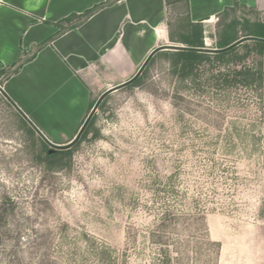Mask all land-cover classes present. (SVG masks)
<instances>
[{
  "label": "rangeland",
  "instance_id": "374dc122",
  "mask_svg": "<svg viewBox=\"0 0 264 264\" xmlns=\"http://www.w3.org/2000/svg\"><path fill=\"white\" fill-rule=\"evenodd\" d=\"M188 1L172 9L184 26L196 19ZM218 19L264 22V14L235 7L217 14L202 27L207 49H215ZM140 65L122 76L116 67L90 72L87 104L66 88L31 103L37 127L58 145L72 141L93 111L70 165L54 172V191L41 182L36 137L0 98V203L14 201L9 228L21 229L18 244L0 242V264L12 257L16 264H160L147 231L167 206L205 214L193 236L181 238L178 264H264V88L178 80L157 57L146 74L155 93L117 89L95 106Z\"/></svg>",
  "mask_w": 264,
  "mask_h": 264
},
{
  "label": "crops",
  "instance_id": "0c3cea01",
  "mask_svg": "<svg viewBox=\"0 0 264 264\" xmlns=\"http://www.w3.org/2000/svg\"><path fill=\"white\" fill-rule=\"evenodd\" d=\"M177 2L184 0H0V69L28 59L0 89L36 126L38 108L31 103L46 101V91L66 88L82 94L87 104L89 81L84 78L89 79L90 72L116 67L122 76L142 64L155 47L171 42L167 14H176L172 9ZM188 2L189 13L202 27L234 7L264 14V0ZM93 8L81 22L56 24Z\"/></svg>",
  "mask_w": 264,
  "mask_h": 264
},
{
  "label": "trees",
  "instance_id": "16d2710c",
  "mask_svg": "<svg viewBox=\"0 0 264 264\" xmlns=\"http://www.w3.org/2000/svg\"><path fill=\"white\" fill-rule=\"evenodd\" d=\"M175 0H166L170 4ZM185 1V0H184ZM95 8L84 11L81 14H72L56 24L71 23L73 20L81 22L94 13ZM177 14L169 12L167 14L168 34L172 44L187 47H205L202 37V25L199 21H189L187 26L182 23H176L174 19ZM187 18V17H186ZM179 22V21H177ZM241 32V34H238ZM244 36H253L264 38V22H251L248 19H234L229 23H224L218 19L216 26L215 49H222ZM46 42L40 44L37 49L42 47ZM157 57H163L168 61L171 75L178 80L190 79L197 85H209L216 89H252L264 88V41L256 39L244 40L226 50L207 52L190 49L167 48L156 51L140 74L130 83L120 89L132 90L133 88L147 89L155 93V89L147 82V71L149 66ZM28 59L12 63L0 69V86L3 81L16 74L22 64ZM132 77V76H131ZM130 77V78H131ZM249 91V90H248ZM106 95L103 99H105ZM0 98L12 108L11 104L0 95ZM182 99L181 95L174 94L173 102L177 103ZM264 104L263 96L259 100ZM103 100L100 102L102 105ZM90 104H92L90 102ZM263 106V105H262ZM16 113V112H15ZM22 122L26 121L16 113ZM93 118L89 120L78 141L68 149H52L47 145L35 131L27 125L28 131L36 137L40 145V150L35 155L45 164V170L41 182H47L49 189H56L55 171L68 167L71 162L74 148L86 137L92 129ZM34 145V143H33ZM37 199L41 204L42 211L52 212V208L46 198ZM14 201L4 198L0 203V242L8 239L19 242L21 229L10 230L12 222ZM205 214L203 210L196 209L177 210L174 207H165L160 213L157 220L147 231L148 242L158 248V258L160 264H178L179 247L182 237H192L193 226L197 222H204ZM211 244L218 245V242L210 241ZM7 264H16L14 258H10Z\"/></svg>",
  "mask_w": 264,
  "mask_h": 264
},
{
  "label": "water",
  "instance_id": "95a60500",
  "mask_svg": "<svg viewBox=\"0 0 264 264\" xmlns=\"http://www.w3.org/2000/svg\"><path fill=\"white\" fill-rule=\"evenodd\" d=\"M248 39H256V40H260V41H264V38H260V37H253V36H244L241 37L240 39H238L237 41L233 42L231 45L222 48V49H207L205 47H187V46H168V45H159L157 47H155L148 55L147 57L144 59V61L142 62V64L139 67L138 72L133 75L131 78H129L128 80H126L125 82L119 83L116 86H114L111 89L106 90L105 92H103L98 99L96 100L95 106L97 107L100 102L102 101V99L109 94V92L113 91V90H117L121 87H123L124 85L132 82L142 71V69L144 68V66L147 64V62L149 61V59L151 58V56L158 50H163V49H167V48H180V49H190V50H196V51H207V52H215V51H223L226 50L238 43H241L244 40H248ZM0 93L1 95L11 104V106L18 112V114L26 121V123L35 131V133L47 144L51 147V150L49 151L50 153L52 152V149H68L71 146H73L78 139L80 138L82 132L84 131L86 125L88 124L89 120L91 119V116L93 114V111H91L85 118L83 124L81 125V127L79 128L76 136L74 137V139L72 141H70L69 143L65 144V145H58L53 143L51 140H49L43 133L42 131L31 121V119H29V117H27V115L16 105V103L9 97V95L2 89H0Z\"/></svg>",
  "mask_w": 264,
  "mask_h": 264
},
{
  "label": "bare ground",
  "instance_id": "6f19581e",
  "mask_svg": "<svg viewBox=\"0 0 264 264\" xmlns=\"http://www.w3.org/2000/svg\"><path fill=\"white\" fill-rule=\"evenodd\" d=\"M210 21H213V18H211Z\"/></svg>",
  "mask_w": 264,
  "mask_h": 264
}]
</instances>
